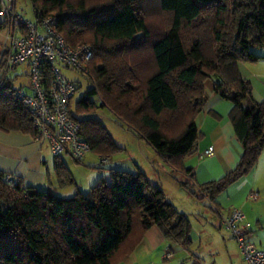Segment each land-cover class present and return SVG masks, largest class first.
Instances as JSON below:
<instances>
[{
	"label": "trees",
	"instance_id": "16d2710c",
	"mask_svg": "<svg viewBox=\"0 0 264 264\" xmlns=\"http://www.w3.org/2000/svg\"><path fill=\"white\" fill-rule=\"evenodd\" d=\"M30 2L35 23L52 15L68 46L92 49L85 74L91 87L73 102L80 89L74 82L68 114L89 152L101 161L123 151L95 117L98 108H106L182 174L179 185L199 200L213 203L256 165L264 148V102L252 100L251 86L240 77L237 65L263 57L255 51L264 50V0ZM148 2L161 24L153 26L144 12ZM50 74L43 63L45 87ZM207 81H212L216 95L232 104L228 118L243 152L234 170L196 185L184 160L196 152L200 136L195 119L206 103ZM16 91L9 78L0 76V131L34 138L30 114ZM54 159L59 184H73L60 157ZM3 175L0 264H119L153 226L182 247L191 243L189 218L139 171L108 170L89 192L70 198L25 187L18 180L6 183Z\"/></svg>",
	"mask_w": 264,
	"mask_h": 264
},
{
	"label": "crops",
	"instance_id": "0c3cea01",
	"mask_svg": "<svg viewBox=\"0 0 264 264\" xmlns=\"http://www.w3.org/2000/svg\"><path fill=\"white\" fill-rule=\"evenodd\" d=\"M1 32L0 28V47ZM262 56L256 62H239L237 65L240 77L249 82L251 97L256 103L264 102ZM23 68L25 70L20 72H16V68L5 77L10 79L13 89L30 94L28 80L27 84L20 83L18 87L13 85L18 82L20 75L28 79V68ZM205 97L203 110L195 119L200 136L196 152L184 160V166L191 170L196 185L218 180L234 170L243 152L228 118L232 104L214 93L212 81L205 82ZM128 134L137 150L139 161L135 157L129 159L123 156L126 149L108 159L105 165L101 163V157L92 153L81 163L74 162L67 155L60 157L73 178L70 190L68 185L59 184L54 170L55 159L47 144H40L27 134L0 131V173L14 175L25 187L39 191L50 190L59 198L89 192L99 178H106L108 170L143 173L152 185L162 189L167 202L189 218L191 243L188 247H182L167 240L153 226L147 230L129 258L119 264H245L236 242L220 225L221 216L227 215L234 208L240 209L250 224L251 242L264 249V148L256 165L210 203L206 199L199 200L189 195L167 196L164 179L171 180L174 187L179 188L178 182L184 179L183 175L173 171L145 141L133 133ZM210 147L213 148V155L200 159L199 155ZM80 176L84 177L83 180ZM253 193L257 194L255 200L249 197ZM193 221L197 223V231L193 228Z\"/></svg>",
	"mask_w": 264,
	"mask_h": 264
},
{
	"label": "built area",
	"instance_id": "2783aa9c",
	"mask_svg": "<svg viewBox=\"0 0 264 264\" xmlns=\"http://www.w3.org/2000/svg\"><path fill=\"white\" fill-rule=\"evenodd\" d=\"M0 28L4 40L0 47V76L4 77L19 66H27L30 94L15 92L28 109L31 122L36 130L34 140L47 144L53 158L64 155L81 163L89 153V146L79 136L78 124L68 114L69 100L75 93L76 84L61 73V67L86 74V64L93 57L88 45L68 46L57 31L56 19L44 17L39 23L25 20L15 9V0H0ZM50 69V80L45 87L41 83V66ZM213 155L208 148L199 158ZM107 160L101 163L106 164ZM2 180L15 184L17 178L4 174ZM250 199L255 200L253 193ZM220 225L236 242L245 264H264V249L250 240V224L243 212L234 208L221 216ZM169 254L167 253V257Z\"/></svg>",
	"mask_w": 264,
	"mask_h": 264
},
{
	"label": "rangeland",
	"instance_id": "374dc122",
	"mask_svg": "<svg viewBox=\"0 0 264 264\" xmlns=\"http://www.w3.org/2000/svg\"><path fill=\"white\" fill-rule=\"evenodd\" d=\"M101 1H105V0H89V2L92 4L98 3ZM150 5L153 6L152 2H148L145 5V8L147 6H150ZM152 6H150V8L146 9V10L144 8V12L148 16L149 20L152 22L153 26H155L156 24L157 25L161 24V20H160L159 15H157L156 11L153 9ZM15 9H16L17 13L20 14L25 20L30 21V22L35 21V17L33 14V9H32V5H31L30 0H15ZM1 35H2V42H3L4 33L1 32ZM255 52L259 55H264V50H256ZM23 67H25V65ZM23 67H20V68L17 67L18 70L16 72L22 71L24 69ZM61 73L67 79L72 80V81H74L80 85V89H78L76 91L75 95L73 96V102L78 101L84 95L85 91L87 89H90L91 84H90L89 79L87 78V76L85 74H82L78 71L67 70V69H64L62 67H61ZM11 75L9 77H11ZM25 77H26L25 75H23V76L20 75L18 77V82L13 84L14 87H18V85L20 83L27 84L28 79H26ZM30 92H32V91H30ZM91 100L96 101L97 100L96 96L91 97ZM95 117H97L98 119H100L103 122V124L105 125V127L107 128V130L109 131L111 136L113 137L117 146L122 148L123 151L126 149L125 150L126 153L124 152L123 156H128L129 159L135 157L139 161L140 158H139V156H137V150H136L134 144L132 142H130V139L128 137V135H129L128 133L129 132L133 133V132L130 131L120 119H118L116 116H114L113 113L106 108H98L97 113L95 114ZM123 151H121V152H123ZM89 154H90V152L87 154V156ZM83 178L81 177L82 180H83ZM164 181H165L164 185H165V191H166L167 196H169V197L187 196V195L192 196L189 194L188 190L182 188L178 183L177 184H178L179 188H175L174 185L172 184L171 180L164 179ZM68 186L71 190V185H68ZM175 201L178 202V200H176V199H175ZM193 228L195 231L198 230L197 223L195 221H193Z\"/></svg>",
	"mask_w": 264,
	"mask_h": 264
}]
</instances>
